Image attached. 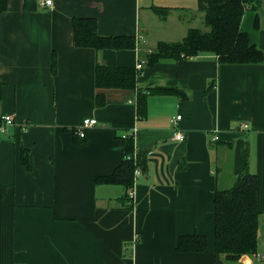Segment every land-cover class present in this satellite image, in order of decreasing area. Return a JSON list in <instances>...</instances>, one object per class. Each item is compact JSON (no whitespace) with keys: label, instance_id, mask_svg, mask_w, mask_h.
<instances>
[{"label":"crops","instance_id":"crops-1","mask_svg":"<svg viewBox=\"0 0 264 264\" xmlns=\"http://www.w3.org/2000/svg\"><path fill=\"white\" fill-rule=\"evenodd\" d=\"M44 1L8 0L0 17V123L14 120L0 134V264H264L255 253L230 261L216 252L214 202L245 170L257 176L264 253V62L204 55L146 66L160 42L208 30L199 0ZM245 1L241 29L264 53V0ZM154 6L172 10L162 19ZM75 18H95L100 35L134 36L136 46L78 47ZM139 61L136 89L97 87L99 63ZM87 119L98 124L81 138L74 131ZM178 128L183 142L173 139ZM125 134L145 152L141 174L129 189L97 182L123 162ZM192 234L207 237V251L178 252L179 237Z\"/></svg>","mask_w":264,"mask_h":264},{"label":"trees","instance_id":"trees-1","mask_svg":"<svg viewBox=\"0 0 264 264\" xmlns=\"http://www.w3.org/2000/svg\"><path fill=\"white\" fill-rule=\"evenodd\" d=\"M248 4L245 0H199V9L205 12L207 31L191 28L187 36L179 42H160L146 58V66H156L166 61L178 62L204 55H214L221 64L244 65L264 62V53L251 43L249 35L242 31L241 23ZM8 9V0H0V17ZM154 12L166 19L171 8L154 6ZM75 43L81 48H94L98 52L106 49L122 50L136 46L134 36H102L98 32L95 18H75ZM56 66V60H54ZM138 73L135 67L109 66L99 63L96 84L99 89H136ZM3 85L0 84V99ZM105 103L102 94L97 97V105ZM138 111L142 116L146 111V95L140 94ZM136 154L138 165L133 156ZM124 159L110 176L99 177L97 182L122 184L129 189L134 180L136 168L144 167L145 152L135 150L134 136L123 139ZM131 156L132 159L127 157ZM22 164L31 170L29 151L23 149ZM127 199L130 201L128 193ZM215 237L216 252L230 261H237L244 255L258 252L259 218L257 176L245 170L235 185L215 193ZM133 204H129L132 208ZM207 237L199 234L179 237L177 251L185 253L207 251Z\"/></svg>","mask_w":264,"mask_h":264},{"label":"built area","instance_id":"built-area-1","mask_svg":"<svg viewBox=\"0 0 264 264\" xmlns=\"http://www.w3.org/2000/svg\"><path fill=\"white\" fill-rule=\"evenodd\" d=\"M43 4L45 6H51L53 5V1L52 0H46L43 2ZM138 40L141 41L143 40V37L142 36H139L138 37ZM144 64L145 62L144 61H139L136 65V70L138 73H140L143 68H144ZM182 119V116L181 115H178L177 117H174L171 121L172 123L176 125H178L179 121ZM14 124V120L11 116L9 115H6L3 117V122L0 123V134H4V133H7V127L10 126V125H13ZM98 124V121L96 119H87L84 121L83 125L81 128H78L74 131L75 134H77L79 137L81 138H84L85 137V130L87 128H91V127H94ZM242 128L246 129L247 128V125H242ZM127 136H129V134H125L123 135V139L126 138ZM173 139L175 141H180V142H183L185 140V134L178 128L175 130L174 132V136H173ZM214 140H216V138H214ZM128 159H132L131 156H128L127 157ZM133 159H134V162L136 165H138V160H137V156L136 154H134L133 156ZM135 174L136 175H140L141 174V170H140V167L138 166L135 170ZM128 196H129V199L132 201L134 200L135 198V190H130L128 192ZM134 203V202H133ZM137 239H138V236H137ZM255 257L257 260H264V253H260V252H257L255 253Z\"/></svg>","mask_w":264,"mask_h":264},{"label":"rangeland","instance_id":"rangeland-1","mask_svg":"<svg viewBox=\"0 0 264 264\" xmlns=\"http://www.w3.org/2000/svg\"><path fill=\"white\" fill-rule=\"evenodd\" d=\"M197 8H198V6H197ZM199 28H201L203 31L206 30L205 26H202V27H199Z\"/></svg>","mask_w":264,"mask_h":264}]
</instances>
